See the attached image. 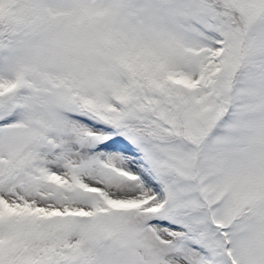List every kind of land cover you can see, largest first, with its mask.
<instances>
[{
	"label": "snow or ice",
	"instance_id": "6c2138e0",
	"mask_svg": "<svg viewBox=\"0 0 264 264\" xmlns=\"http://www.w3.org/2000/svg\"><path fill=\"white\" fill-rule=\"evenodd\" d=\"M0 264H264V0H0Z\"/></svg>",
	"mask_w": 264,
	"mask_h": 264
}]
</instances>
